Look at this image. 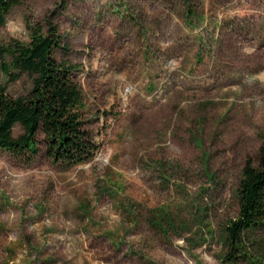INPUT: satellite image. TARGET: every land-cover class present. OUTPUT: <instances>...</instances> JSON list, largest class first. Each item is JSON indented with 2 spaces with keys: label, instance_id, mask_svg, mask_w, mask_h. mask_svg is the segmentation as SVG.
Here are the masks:
<instances>
[{
  "label": "rangeland",
  "instance_id": "obj_1",
  "mask_svg": "<svg viewBox=\"0 0 264 264\" xmlns=\"http://www.w3.org/2000/svg\"><path fill=\"white\" fill-rule=\"evenodd\" d=\"M50 22L100 149L74 166L0 149V264H264V222L236 250L225 231L264 145V0H21L0 47ZM14 72L0 84L26 96Z\"/></svg>",
  "mask_w": 264,
  "mask_h": 264
},
{
  "label": "trees",
  "instance_id": "obj_2",
  "mask_svg": "<svg viewBox=\"0 0 264 264\" xmlns=\"http://www.w3.org/2000/svg\"><path fill=\"white\" fill-rule=\"evenodd\" d=\"M20 2L0 0V27ZM57 31L50 22L47 34L38 28L29 43L14 41L0 47L1 71L10 75L11 80L19 75L14 70L27 72L33 78L30 92L16 98L0 84V149L32 160L43 143L52 161L74 166L92 161L100 146L84 124L83 91L76 74L78 66L53 56L58 48L68 50L61 46ZM16 125L23 129L18 136L14 135ZM236 196L238 212L225 230L231 250L241 247L245 231L254 230L264 222V145L255 161L245 160Z\"/></svg>",
  "mask_w": 264,
  "mask_h": 264
}]
</instances>
